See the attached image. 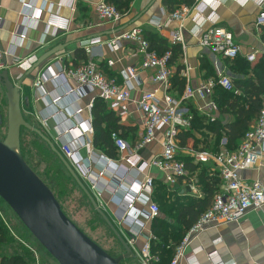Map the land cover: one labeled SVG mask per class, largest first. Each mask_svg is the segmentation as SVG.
<instances>
[{
	"label": "built area",
	"instance_id": "built-area-1",
	"mask_svg": "<svg viewBox=\"0 0 264 264\" xmlns=\"http://www.w3.org/2000/svg\"><path fill=\"white\" fill-rule=\"evenodd\" d=\"M203 0H194V4L190 7L184 6L172 12L166 13L170 19L179 23V27L172 33V43H179L181 50L185 48L180 27L184 20L188 18L192 11H195L197 16L198 31L195 33L197 43L225 59H233L240 54V46L234 41L233 35L226 28L217 24L216 16L209 14L205 19L201 12L205 9ZM44 6V5H43ZM25 18L29 21L33 19V14L29 10L31 5L22 2ZM96 14L100 20L118 24L123 16L115 7L108 4L105 0H99L94 5ZM208 26H204V23ZM35 22H30L32 27ZM257 26L264 25V10H261L256 18ZM157 26L159 23L157 22ZM47 27L54 30L59 28L56 23L47 21ZM19 33L16 39H23L25 36ZM103 43L99 38L82 40L79 45L89 47L90 45ZM105 45L112 51H117L123 47L125 43H130L132 46L129 53L131 58L138 59V67L134 65L126 66L121 71V80L117 78L106 77L100 69L98 61L87 59L85 62L77 66L64 67L58 73H50L45 71L40 77L42 81H51L58 88L56 96L51 99L53 104L59 103L61 100L69 96L78 99L79 97L92 94L93 97L103 101L106 109L112 112L120 119L128 116L129 106L133 105L136 110L142 114L143 134L135 147L131 149L128 143L119 136L118 132L110 134V140L117 153L113 160H107L104 164L105 168L109 169L112 177L108 184H100L99 176L103 174L101 169L95 174L93 168L96 167L93 150L84 140V135L92 134L91 118L81 124L82 129L76 131V124L70 118H65L62 112L57 110L45 113V116L40 117L43 123L50 119L55 120L56 117L62 115L65 122V128L59 132V138H64L60 141V152L65 160L69 163L81 181L87 184V189L91 194L99 192L101 189H109L111 193L118 197L123 206L121 207L120 217L117 221L118 227L127 224L130 227L133 237L131 240H126L132 248L134 255L140 260L141 264H150L152 260L157 261V257L150 252V243L152 232L142 223L138 217L143 216L147 220H151L158 213V205L152 200L154 190V179L151 176H146L143 181L137 183L134 187V192L130 188L122 189V178L126 179V173L129 169H135L137 172H143L148 167H154L163 172L164 182L167 185H175L180 179L185 181L192 190H195L197 185L196 174L191 173L181 160V156H187L193 165L200 167L208 166L210 171H217L221 179V190L217 193L212 201L211 206L203 212L197 221L189 228L183 236L181 243L176 247L173 259L170 264H201L198 260V255L203 252V247H190L191 242L204 230L216 226L221 223L235 222L242 219L250 210L260 209L264 206V184L259 180L244 179L241 177V172L249 169H257L264 167V98L262 99L259 113L251 124L249 129L241 138L239 144L233 150L226 148V138L222 137L220 148L217 151L198 150L191 147H181L177 138L178 133L182 129L190 128L192 114L190 104L194 101L198 102L195 106L197 113L213 122L216 119L218 107L212 99L214 87L220 86L226 91H232L234 94H240V90L234 88L229 76L219 75L217 79L209 78L206 82L192 87L185 83L181 94L172 95L169 88L171 87L172 69L169 64L171 52L167 51L163 55H158L154 50L149 49V44L143 35V30L140 27H132L126 30H120L107 41ZM249 62L256 59L254 53L246 55ZM37 57L33 54L18 59L16 65L23 71L29 69L35 63ZM106 65L110 66L114 62L112 60L105 61ZM184 67L187 71L189 66L184 61ZM5 68L3 62V52L0 47V71ZM153 69L151 81L160 84L163 87V93L159 98L157 89L150 91H142L137 97H133L132 93L138 83V70ZM186 73L184 76L186 77ZM72 78L75 80L77 87L71 89L66 84V79ZM36 82V80H35ZM34 82V84H35ZM39 84V81H37ZM45 93L41 97L45 98ZM91 98L87 104V109L92 108L94 98ZM83 109L78 108L70 113L72 118L77 119ZM163 140L161 142V152L148 162L143 161L136 153V148H142L152 143L156 133L161 131ZM70 134L74 138H70ZM69 137L70 139H66ZM85 148L88 156L83 158L79 151ZM120 172V173H118ZM212 173V172H211ZM117 174L120 178L117 177ZM96 200V196L94 198ZM97 201V200H96ZM135 202L147 206V211H138L134 204ZM116 227V226H115ZM136 237L143 238L139 248H136ZM221 241L220 238L215 239L213 244L216 245ZM135 244V245H134ZM206 259L209 264H224L218 257L216 250L205 252Z\"/></svg>",
	"mask_w": 264,
	"mask_h": 264
},
{
	"label": "crops",
	"instance_id": "crops-1",
	"mask_svg": "<svg viewBox=\"0 0 264 264\" xmlns=\"http://www.w3.org/2000/svg\"><path fill=\"white\" fill-rule=\"evenodd\" d=\"M97 1L99 0H0V47L3 52L5 69L14 70L17 73L18 71L22 72L23 70L16 65L18 59H23L31 54L38 59L45 51L56 45H64L62 51L37 66L32 72L36 76L34 81L26 80L19 90L22 115H27L31 122L29 123L28 119H24L32 126L34 122L39 124L46 131L47 137L49 139L52 138L59 146V151L60 141L64 140L63 137L59 138V132L66 126L63 116L59 115L55 120L50 119L45 123L40 120V117L45 116L46 112L54 109L62 112L65 118H70L76 124L77 129L74 133L77 134L78 130L82 129L81 124L78 123L91 118L92 125V109L88 110L87 104L94 95L88 94L78 99L69 96L59 103L53 104L51 99L56 96V92H58L56 88L58 86L51 81H42L40 79L45 71L58 73L64 67L77 66L87 59H93L98 61V63L112 60L114 63L110 66L106 65V68L110 71H108L109 74H113L112 77L121 80V71L126 66L134 65L138 67V59L131 58L129 55L133 45L125 43L121 49L112 51L104 42L109 40L114 33L132 27H140L143 31L155 32L165 39L168 44L179 45L181 49L179 43L174 44L171 40L172 33L179 27V23L166 15V13L184 7L179 0H132L129 12L123 15L116 25L98 18L94 7ZM22 2L31 5L29 11L32 12L33 19L30 21L28 17H24L26 15L23 13ZM200 6H205V9L201 12L203 18L206 19L209 14L215 15L217 24L232 33L234 41L241 48L239 57L247 61L246 55L254 53L256 59L253 62L247 61L251 65L264 58V43L262 41L264 25L257 26L255 24L257 14L264 10V0H203V4ZM197 19L195 11H192L191 15L184 20L180 27L185 48L170 63L172 69L171 77L174 76L179 66L180 70L178 73L184 79V86L185 83L190 84L192 87L201 85L207 79L212 78V76H207L205 68L202 67L201 61L202 58H205L214 76L226 75L231 80L235 78L243 79L240 72H235L231 69L227 60L197 43L195 38V33L198 31ZM47 21L58 24L59 28L56 30L51 27L48 28ZM30 22H35L32 27L29 25ZM157 22L159 26H157ZM208 25L207 22L204 23V26ZM24 30V38L21 40L16 39V35L23 33ZM92 38H99L103 43L93 44L85 48L79 45L80 41ZM184 61L189 66L187 71L184 67ZM153 72V69L138 70L137 75L140 83L136 85L132 93L133 97H137L142 91L153 89H157V96L161 97L163 87L151 81ZM184 73L187 74L186 77ZM249 77V75L246 76V78ZM37 81H39V84H37ZM66 85L71 89L77 87L75 80L72 78L66 79ZM169 90L172 95H179L182 92L178 93L172 81ZM0 91L3 92L5 97V91L1 86ZM44 93L47 95L45 98L41 97ZM93 98L95 99V97ZM193 103L190 105L193 108L198 106L197 101ZM78 108L83 109L79 116V122L70 116V113ZM128 110L130 112L128 116L119 118V124H121L122 128L118 131V134L133 149L143 134V121L141 112L136 110L133 105H130ZM92 129V134L87 133L84 135V140L88 141L94 153L92 159L96 164V167L93 168L95 174L101 169L104 171L99 176V183L102 185L108 184L112 173L105 168L104 164L107 163L108 159L113 160L117 153L112 144L110 149L108 147L104 148V144L98 140L95 142L93 126ZM69 136L71 139L74 138L72 134ZM67 138L70 139L69 137ZM162 140L163 133L161 130L156 133L152 143L139 149L136 148L135 151L143 161L148 162L160 154ZM79 154L83 158L88 156L85 148H81ZM146 176H151L154 179V183L164 182V174L157 168L148 167L143 172L129 169L126 173V179L122 178V189L127 187L131 189V192H134L135 185L143 181ZM117 177L120 178L118 174ZM241 177L244 179H256L264 184V167L242 171ZM83 184L88 188L85 182ZM167 188L170 192L179 195L203 196L198 184L195 190H192L185 181L180 179L175 185H167ZM75 189L80 194L83 193L77 184L74 191ZM95 196L98 207L103 211L107 219L116 226V229L125 240H131L134 236L130 227L127 224L118 227L117 224L121 207L123 206L118 197L111 193L109 189H101L99 192H94L93 197L95 198ZM152 200L156 203L153 197ZM134 207L138 211L142 210L145 212L148 210L147 206H143L138 202H135ZM99 218L102 225L107 226L100 216ZM138 219L151 231V220H147L140 215ZM139 238L136 237L135 244H138L137 240ZM218 238L221 241L214 245L213 241ZM139 245H141L140 241ZM190 245V247H203L204 251L198 255V260L201 264H209L205 252L212 250H216L218 257L224 264H264V206L260 209L248 211L239 221L221 223L204 230ZM136 246L138 247V245Z\"/></svg>",
	"mask_w": 264,
	"mask_h": 264
},
{
	"label": "trees",
	"instance_id": "trees-1",
	"mask_svg": "<svg viewBox=\"0 0 264 264\" xmlns=\"http://www.w3.org/2000/svg\"><path fill=\"white\" fill-rule=\"evenodd\" d=\"M179 1L184 6H191L194 2V0ZM106 2L113 5L122 15H126L132 0H106ZM143 35L149 44V49L154 50L158 55H163L167 51L171 52L169 64L179 56L181 51L179 45L168 44L157 33L149 30H144ZM262 41L264 43V35ZM225 60L230 63L232 70L240 72L243 76V79L231 80L234 88L240 90V94L226 91L217 85L214 87L212 99L218 107V112L213 122L200 116L195 108L190 106L192 114L190 128L182 129L177 135L181 147L217 151L220 148L222 137H225L226 148L233 150L256 119L264 98V58L252 65L239 56ZM201 63L207 72V76L217 79L205 58H202ZM99 66L106 77L112 78L113 74H109L110 71L106 68L105 62L99 63ZM179 70L180 67L178 66L176 73L170 79L178 93L182 91L184 86V79L179 76ZM247 75L250 77L246 78ZM91 109L92 126L95 131L94 140L104 144V148L111 149L110 134L118 132L122 128L119 124V117L107 111L103 101L99 98L94 99ZM206 130L210 132L205 133ZM48 151L50 150L48 149ZM53 155L52 151L46 153L47 157L52 156L53 158ZM181 160L185 162L186 168L191 173L196 174L197 184L203 196L179 195L170 192L166 182L155 183L152 197L156 200L159 210L157 215L151 219L150 252L157 257V261L152 260L150 264H170L173 252L182 237L199 216L211 206L214 196L221 190L222 182L217 171H210L208 166L193 165L191 160L184 155L181 156ZM53 165V168L48 167L46 174H49L56 181H65V184L70 188L68 193L72 192L76 183L56 155L53 159ZM54 179L51 180L52 184L55 182ZM65 184L60 183V186ZM48 187L57 197L50 184ZM65 192L61 189L59 191L60 196L64 195ZM81 197L88 201L84 193L81 194ZM94 214L99 218L96 212ZM11 241H13L12 232L0 215V264H31L29 253L26 256L19 253H2L1 250Z\"/></svg>",
	"mask_w": 264,
	"mask_h": 264
},
{
	"label": "water",
	"instance_id": "water-1",
	"mask_svg": "<svg viewBox=\"0 0 264 264\" xmlns=\"http://www.w3.org/2000/svg\"><path fill=\"white\" fill-rule=\"evenodd\" d=\"M63 48L64 45H56L45 51L25 71L17 73L7 68L0 71V86L4 89L6 98L7 124L5 138L0 140V198L58 264H120L123 259L134 255L132 248L98 207L93 195L52 141L40 129L30 125L22 115L20 88L26 80L34 81L36 76L32 72L37 66ZM22 128L40 137L60 159L94 211L105 221L122 245V255L111 256L64 214L51 189L29 167L20 153Z\"/></svg>",
	"mask_w": 264,
	"mask_h": 264
},
{
	"label": "rangeland",
	"instance_id": "rangeland-1",
	"mask_svg": "<svg viewBox=\"0 0 264 264\" xmlns=\"http://www.w3.org/2000/svg\"><path fill=\"white\" fill-rule=\"evenodd\" d=\"M0 115V140H3L6 135L7 124L6 98L4 97L2 91H0ZM23 117L28 119L29 123L31 122L27 115L24 114ZM33 126H37L38 129H40L44 135L47 136L46 131L39 124L34 122ZM204 132L208 133L210 131L206 130ZM35 135L33 132L24 128H22L20 131V153L22 154L26 163L43 180V182H45L47 185H51L64 213L79 229H81L90 239L97 243L111 256L117 257L122 255L124 253L122 245L113 235L109 227L102 225L100 219L95 216V211H93L91 208L90 203L87 200L85 201L76 189L75 191L73 189L72 192L68 193L70 188L65 184V181H56L49 174H46L48 167H54L53 159H55V154L53 155V158L52 156L47 157L46 153L50 152L51 150L49 147H47L48 145L41 140L40 137L37 138ZM50 140L59 150V146L53 141V139L50 138ZM48 149L50 151H48ZM53 179L55 181L54 184L51 183V180ZM60 183L65 185L60 186ZM61 189L66 191L62 196L59 194ZM0 215L4 222H7L9 225L13 235V241H11L4 249L1 250L2 253H19L24 256L29 253L31 264H58L54 258L50 256L48 252L38 243V241L28 232L17 216L1 198ZM139 241L142 243L143 238L140 237L139 240H137L138 244L136 243V245H138V247L140 246ZM181 241L182 239L180 240L179 244ZM138 247L136 246V248ZM174 254L175 251L173 252L171 260L173 259ZM120 264H141V262L135 255H133L132 257L123 259Z\"/></svg>",
	"mask_w": 264,
	"mask_h": 264
}]
</instances>
